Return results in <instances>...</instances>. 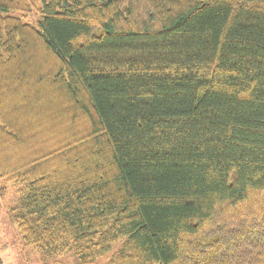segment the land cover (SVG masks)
<instances>
[{
    "label": "trees",
    "instance_id": "obj_1",
    "mask_svg": "<svg viewBox=\"0 0 264 264\" xmlns=\"http://www.w3.org/2000/svg\"><path fill=\"white\" fill-rule=\"evenodd\" d=\"M8 184L44 258L264 264V0H0Z\"/></svg>",
    "mask_w": 264,
    "mask_h": 264
},
{
    "label": "rangeland",
    "instance_id": "obj_2",
    "mask_svg": "<svg viewBox=\"0 0 264 264\" xmlns=\"http://www.w3.org/2000/svg\"><path fill=\"white\" fill-rule=\"evenodd\" d=\"M35 17L33 11H28L25 19L35 20ZM8 189L9 193L0 199V264H77L71 252L58 257L44 258L39 251L22 242L16 226L9 217V209L16 204L18 198L16 186L8 184ZM121 243L117 241L108 253L98 257L93 264H105Z\"/></svg>",
    "mask_w": 264,
    "mask_h": 264
}]
</instances>
